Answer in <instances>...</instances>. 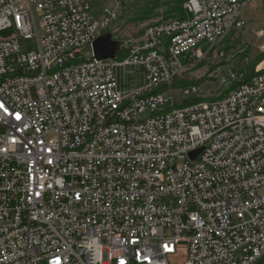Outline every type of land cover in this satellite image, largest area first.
Wrapping results in <instances>:
<instances>
[{"label":"built area","instance_id":"built-area-1","mask_svg":"<svg viewBox=\"0 0 264 264\" xmlns=\"http://www.w3.org/2000/svg\"><path fill=\"white\" fill-rule=\"evenodd\" d=\"M180 1L189 18L100 60L93 43L119 6L96 17L90 0H0V264H169L181 242L184 264L264 258V0L250 30L257 0ZM13 22L35 50L1 36ZM248 32L229 61L226 42ZM211 57L227 60L217 96L156 92Z\"/></svg>","mask_w":264,"mask_h":264},{"label":"rangeland","instance_id":"rangeland-1","mask_svg":"<svg viewBox=\"0 0 264 264\" xmlns=\"http://www.w3.org/2000/svg\"><path fill=\"white\" fill-rule=\"evenodd\" d=\"M175 0H158V7L151 13L149 9L153 4V0H90L93 12L96 17H99L103 10L107 7L115 8L119 6V18L114 23L106 28V32L112 35V39L118 41L123 46L141 37L143 30L150 24L157 21H164L170 18H175L173 14H167L170 8L174 7ZM180 13L182 18H189L190 12L180 5ZM242 17L246 20L247 26L250 29H257L263 26V1L257 0L251 3L242 13ZM35 20L38 25L39 35L42 34L40 25V17L35 13ZM246 36V39L242 37L230 38L225 45L226 58L240 61L241 57L238 53L244 48L246 41L253 39L254 35L250 32ZM16 35L19 38L20 45L23 51L35 50L37 48L36 38L26 39L24 38L14 22L11 27L1 32V36L9 38ZM209 43L206 40H202L198 43L197 48L205 53L209 48ZM249 50L251 48H248ZM91 53L90 47L86 46L83 49V55L89 56ZM257 53L255 49L253 55ZM237 55V57H236ZM234 56V57H233ZM119 59H122L124 55L118 54ZM236 57V58H235ZM185 61V60H184ZM225 62L219 60L217 57H211L203 61H195L194 63L185 65L180 74L177 76V80L185 81L190 84H198L202 89V95L208 97H215L221 92V88L216 81L218 74L222 73L225 69ZM134 66L127 67V70H134ZM170 85V84H169ZM178 88H174L170 85L167 90L168 96L175 95ZM33 94L35 95V89L33 88ZM180 102V100H179ZM263 192V191H262ZM188 259V245L185 242H181L177 245L176 252L167 256L169 264H184ZM45 264V263H42Z\"/></svg>","mask_w":264,"mask_h":264},{"label":"trees","instance_id":"trees-1","mask_svg":"<svg viewBox=\"0 0 264 264\" xmlns=\"http://www.w3.org/2000/svg\"><path fill=\"white\" fill-rule=\"evenodd\" d=\"M180 5H181V1L180 0H175L174 2V7L170 8L169 11H167L166 13L167 14H173L174 16L176 17H181V13H180ZM158 0H153V4L150 6V10H151V13H153V11H155V9L158 7ZM119 54L121 55H124V52L121 51L119 52ZM262 58V56L258 57L252 64V66L249 68V75L247 77L246 80L249 79V77L251 75H253L254 73V67L256 65V63ZM177 78V77H176ZM176 78H174L172 80V82L170 83V85H172L174 88H182L184 86H187L189 85L190 83H187L185 81H180V80H177ZM170 85H163L162 87H160L156 92H165L167 90V88L170 86ZM196 99H187V100H182L178 103H175V106L177 107H180V106H184V105H187V104H191L193 102H195ZM170 108V107H169ZM257 264H264V258L261 259L259 262H257Z\"/></svg>","mask_w":264,"mask_h":264},{"label":"water","instance_id":"water-1","mask_svg":"<svg viewBox=\"0 0 264 264\" xmlns=\"http://www.w3.org/2000/svg\"><path fill=\"white\" fill-rule=\"evenodd\" d=\"M119 47L120 43L113 40L112 35L108 33L98 37L93 43L94 55L100 60L114 58ZM200 151L201 149H198L190 153L191 158L194 159Z\"/></svg>","mask_w":264,"mask_h":264}]
</instances>
